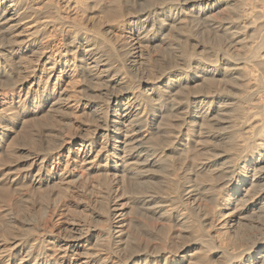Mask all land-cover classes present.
Listing matches in <instances>:
<instances>
[{"label":"bare ground","instance_id":"bare-ground-1","mask_svg":"<svg viewBox=\"0 0 264 264\" xmlns=\"http://www.w3.org/2000/svg\"><path fill=\"white\" fill-rule=\"evenodd\" d=\"M94 2L0 0V169L29 106L59 115L46 129L56 151L35 153L7 192L21 184L31 195L51 175L73 200L67 220L80 221L76 237L61 230L59 198L48 199L44 220L33 211L41 231L10 242L0 264H264V0L235 1V21L216 18L224 0H114L115 15L101 0L99 20L115 25L99 28L79 18ZM194 27L224 39L216 53ZM174 46L184 62L158 64ZM198 82L206 92H191ZM187 245L195 253L182 256Z\"/></svg>","mask_w":264,"mask_h":264},{"label":"rangeland","instance_id":"rangeland-1","mask_svg":"<svg viewBox=\"0 0 264 264\" xmlns=\"http://www.w3.org/2000/svg\"><path fill=\"white\" fill-rule=\"evenodd\" d=\"M97 1V3L96 2H94V4H95V7H93V5L94 4H91L89 7H91V8H89L88 7V11H90V12H88L87 11V14H86V16H85V13L84 12H81L82 13V15H80L79 16V18H81V17H86L87 19H89L90 17H92V19L90 20L89 19V21H88V23L90 22V24H88L90 27L91 26H93L94 28L97 26L98 28H99V26L100 27H102L101 25L103 24V25H105V26H110V27H112V26H114L115 25V23L114 22H112V20H111V22L110 21H108V23H107V21H103V20H99V18H100V16H99V9H100V7L103 5V2H104V0H102L103 2H102V5H101V0H96ZM109 0H107V1H105L104 2V4L105 5H103L102 7H104L105 8V10L107 11V12H111V11H113V10H111L112 8L114 9V10H116L115 9V7H113V6H115L114 5V0H110L109 2H108ZM147 1H149V2H151V3H153V5H155V6H161L162 4H166V2L168 1V3H170V2H177L178 0H165V1H163V0H158V1H156V0H147ZM162 1V2H161ZM170 1V2H169ZM231 1V2H230ZM235 1H238V2H240L239 0H224V2L221 4V6L219 7V9L217 10V16L218 17H216V18H218V20H221V21H226V20H228V21H232L233 20V18H235L233 21H235L236 20V18H237V15H238V13L240 12V10H238L239 8H240V3H238V2H235ZM156 2V4H154ZM159 2H161V3H159ZM164 2V3H163ZM230 2V3H229ZM100 3V4H99ZM112 3V4H111ZM143 3V2H142ZM158 3V4H157ZM236 3V4H235ZM100 5V7H99V5ZM111 5L112 7H110L109 5ZM234 4V5H233ZM237 5V6H236ZM145 6V5H144ZM232 6V7H231ZM98 7V8H97ZM97 8V9H96ZM141 8H143V7H141ZM144 8H147L146 6L144 7ZM234 8V9H233ZM92 9V10H91ZM95 9V10H94ZM229 9V10H228ZM235 9H236V11H235ZM241 9V8H240ZM93 11V12H92ZM225 11V12H224ZM238 11V12H237ZM114 12V11H113ZM112 12V13H113ZM116 12V11H115ZM115 12H114V14H112V13H110V14H112V15H115ZM235 12V13H234ZM90 13V14H89ZM237 13V14H236ZM89 14V15H88ZM222 14V15H221ZM229 14V15H228ZM233 14V15H232ZM240 14V13H239ZM101 15V14H100ZM235 15V16H234ZM89 18H88V17ZM233 16V17H232ZM223 17H225V18H223ZM228 17V18H227ZM232 18V19H231ZM86 19V20H87ZM98 19V20H97ZM223 19V20H222ZM93 21V22H92ZM100 21H101V23H100ZM93 23V24H92ZM94 25H96V26H94ZM25 27H29V26H25ZM198 29V28H197ZM197 29L195 30V27L193 28V29H191L190 31H188V33L189 34H191V35H193V37H195L194 39H196V40H198L199 39V41H201L202 40V38L204 39V43H206V42H208L207 43V46L209 45L210 46V43H213L210 47L208 46V50H210L211 52H208L207 53V51H206V54L208 55H210V53L213 55L214 53H216L215 51V49L216 48H218V47H220L221 45H219L218 44V42H221V43H223L224 41V39H222V41H221V39L219 40V41H215V40H211V39H207L208 41H205V34H204V31L202 30V29H200V31H199V29H198V31H197ZM22 30V29H21ZM194 30V31H193ZM264 30V29H263ZM263 30H261L260 31V33L263 31ZM192 31V32H191ZM197 31V32H196ZM20 32V31H19ZM19 32H17V36H25V35H27V33H24V31L22 32V33H19ZM194 32H196V33H194ZM201 32V33H200ZM24 33V34H23ZM181 33H183V34H185V33H187V32H185V31H183V32H180V33H178L177 32V35H180ZM188 33H187V35H188ZM195 35H194V34ZM263 33H264V31H263ZM262 33V34H263ZM201 34V36H199ZM262 34H260V35H262ZM203 35V36H202ZM263 36H264V34H263ZM181 37V38H180ZM180 37H179V39H184L185 37H186V34L185 35H180ZM199 37V38H198ZM205 37V38H204ZM176 38H173V44H174V42L175 41H177V42H175V44L176 43H178L179 41H184L183 39L182 40H179L178 38H177V40H175ZM209 40H210V42H209ZM256 41V40H255ZM216 42V43H215ZM220 43V44H221ZM214 44H216L215 46H217V47H215L214 46ZM219 45V46H218ZM212 46H214L215 48H214V50H211V49H213V48H211ZM174 47H175V50H172V49H174ZM174 47H170V49L171 50H167V52H168V54H167V59L169 60V62H168V60L167 59H165V61H166V63H163V62H158V64H168V65H171V64H173V62H174V64L177 62V60H178V62H184V58H181V56H180V52H181V50L177 47V46H174ZM178 48V49H177ZM176 50H179L178 52L176 51ZM170 51H173V54H171V52ZM176 51V52H175ZM175 52V53H174ZM178 53H179V55H178ZM174 54L176 55V56H174ZM211 55V56H212ZM33 57V55H27L26 56V58H28V59H26V58H24L23 59V61L22 60H18V62L17 63H19L20 62V64H22V63H24V62H29L31 59H32V57ZM177 56H179V57H177ZM169 57H171V59L169 58ZM31 58V59H30ZM176 58H177V60H176ZM179 58V59H178ZM173 59H175L174 61H173ZM181 59V60H180ZM25 60V61H24ZM180 60V61H179ZM22 61V62H21ZM172 61V62H171ZM176 61V62H175ZM178 62L176 63V64H178ZM173 64V65H174ZM175 64V65H176ZM179 64H181V63H179ZM165 66V65H164ZM5 81H7L8 82V80L7 79H3V80H0V84H2V83H5ZM224 83L226 82V84L228 83V85H229V83H230V81H223ZM207 84V83H206ZM206 84H204V83H202V82H198V83H196V85H195V83L194 84H192L191 85V88H192V90H191V92H194L195 91V89H196V93L197 94H199V92H201V90L203 91V89H204V91H203V93L204 92H206V90H207V86H206ZM201 85V86H200ZM216 85H219V84H216ZM197 88H196V87ZM198 86H199V88H198ZM205 86H206V88H205ZM201 88V89H200ZM206 89V90H205ZM198 91V92H197ZM202 93V92H201ZM32 110H33V108L32 107H28L27 108V113H25V115H24V119L22 118V119H20V123H19V127H16L15 128V131H14V133L12 134V136L10 137V139L9 140H7L6 141V146L5 147H8V148H6L7 150H5V152L6 153H4V159H5V163H4V167L2 166L1 167V169H0V175H2V177L0 176V185H1V188L0 189H2L3 187L5 188V187H7V188H3L4 190H6L5 192H4V190H0V193L1 192H3V193H1L0 194V250H1V252H0V254L2 253V254H4V253H6V250H7V248H8V245H10V242L11 243H13V242H15V243H17V244H19L22 240V242H26L28 239H30V238H32L31 236H33V233H34V231L33 230H35V228L34 227H36V230H35V233H36V231L38 232V231H41V229H42V223L43 222H41V217H39L40 215L41 216H43V219L42 220H44L45 218V216H44V214L42 215V213H40V207L44 204V202H45V204H47V201H52V200H54L53 202L56 204V201L58 200L57 198H59V203L57 202V204H56V206H58V204H59V207H60V205H61V207H62V209H60L59 211V213L60 214H57V218H54V223H58V224H65L66 226L65 227H62V229L61 230H64V229H67L66 227H68V231L69 230H71L72 228V230L74 231L73 232V236H75V235H79L78 234V230H75V229H77L78 228V226L77 225H79L80 223V221H78V223H76L75 221H73L74 222V224H73V222L72 221H68L67 220V217H66V213H64L65 211H67L66 209H69L70 207H72V205H71V202H73V200L71 199V197H69L70 196V192L68 193L67 191H66V189L65 188H63V187H65L64 186V184H62L61 182H57V180L55 179L54 180V178L52 179V177H51V175H46L44 178H46L47 180H46V182L48 181V179H50V182H49V184L48 183H46V182H44V184H43V186H40V190L39 189H34L35 190V192H36V190L38 191V193L36 194L35 192H33V194L36 196L35 198H33L34 197V195L31 193V195H30V193H28V187L26 188V186H28V185H25L24 186V188H21V187H23V185H21V184H19V186L17 187V189L12 193V194H14V196L11 194H8V192H7V190H9V185H12V181L13 180H15L16 178H18V176L26 169H24V167L23 166H25V167H27L29 164H30V162H31V160L33 159V157H34V155H35V153H39V152H41L42 154H49V153H52V152H55L56 150L55 149H57V146H59L58 145V142L54 139V138H52L51 136H48V135H50V134H48V132L47 131H49L50 129H54V127L56 128V124H55V126L53 125V123L55 122V119L53 118V117H55V118H57L58 116H56L57 114L56 113H53V112H51V113H49L50 112V110L49 109H45V110H42V111H39V112H32ZM49 110V111H48ZM44 111V112H43ZM46 111V112H45ZM48 111V112H47ZM29 113V114H28ZM38 113V114H37ZM6 114H16V113H13V112H6ZM42 114V115H41ZM47 115V116H46ZM55 115V116H54ZM35 116V117H34ZM40 116V117H39ZM46 116V117H45ZM30 117V118H29ZM51 117V118H50ZM37 118V119H36ZM53 118V119H52ZM34 119V120H33ZM42 119V120H41ZM49 119V120H48ZM22 120V121H21ZM31 120V121H30ZM54 120V122H52ZM44 121V122H43ZM51 124H50V123ZM84 123V122H83ZM44 124V125H43ZM84 124H87V122L86 123H84ZM23 125V126H22ZM38 126V127H37ZM41 126V127H40ZM47 126V127H46ZM46 127V128H45ZM19 128H21V129H19ZM50 128V129H49ZM58 128V127H57ZM46 129H47V131H46ZM42 130H43V132H42ZM38 131V132H37ZM43 133V135H42V133ZM44 132H45V134L46 135H44ZM37 133V134H36ZM29 134V135H28ZM41 134V136L39 137V135ZM27 135V136H26ZM37 135V136H36ZM46 136H48V138L46 137ZM34 137H36V138H34ZM52 138V139H50V138ZM12 138V139H11ZM39 138V139H38ZM41 138V139H40ZM43 138V139H42ZM46 138V139H45ZM25 139V140H24ZM33 139V140H32ZM40 140V141H39ZM49 140V141H48ZM24 141V142H23ZM56 143H55V142ZM50 142V143H49ZM53 142V143H52ZM31 143V144H30ZM41 143V144H40ZM55 143V144H54ZM8 144H10V145H8ZM35 146H34V145ZM53 144V145H52ZM54 145H55V147H54ZM57 145V146H56ZM12 146V147H11ZM30 147V148H29ZM52 148V149H50V148ZM10 148V149H9ZM49 148V149H48ZM33 151H32V150ZM30 150V151H29ZM46 150H48V151H46ZM50 150V151H49ZM10 151H12V153L10 152ZM43 151V152H42ZM46 151V153H44ZM14 153V154H13ZM30 153V154H29ZM8 154V155H7ZM10 154V155H9ZM12 155V156H11ZM29 155H32V156H30L29 157ZM8 156V157H7ZM20 158H19V157ZM27 157V158H26ZM32 157V158H31ZM28 159V160H27ZM30 159V160H29ZM27 160V161H26ZM10 161V162H9ZM27 162V163H26ZM23 167V168H22ZM24 169V170H23ZM20 170H23V171H20ZM13 172V173H12ZM1 173H3V174H1ZM3 175H4V178H5V180L7 181V183H6V181L4 180V178H3ZM14 175H16L15 177H14ZM12 178H13V180H12ZM15 178V179H14ZM2 180H4V181H2ZM2 182V183H1ZM6 183V184H4V183ZM8 184V185H7ZM3 185V186H2ZM4 185H6V186H4ZM46 185H49V186H46ZM58 185H60V187L61 188H59V186ZM46 188H45V187ZM37 188H39L38 186H36ZM49 187V188H48ZM18 188H20V192H17V190H18ZM43 188V189H42ZM51 188V189H50ZM63 188V189H62ZM22 189H24V191L22 190ZM25 189H27V190H25ZM41 189H42V191H45L44 193L41 191ZM65 189V192H66V195H65V192H62L63 190ZM49 190V191H48ZM48 191V192H47ZM59 191V192H58ZM61 191V192H60ZM17 194H16V193ZM24 192H25V194H24ZM41 192V193H40ZM23 194V196H22V194ZM27 193V194H26ZM59 193H61V194H59ZM19 194H20V196H19ZM40 194H41V200H40V198H39V196H40ZM42 194H45V196L44 195H42ZM48 194V195H47ZM56 194V195H55ZM57 194L58 195H60L59 197H56L57 196ZM4 195V196H3ZM9 195V196H8ZM28 195V196H27ZM31 197H30V196ZM63 195V196H62ZM3 196V197H2ZM10 196H13V197H15V198H12V197H10ZM25 196V197H24ZM33 196V197H32ZM42 196H43V198H42ZM52 196V197H51ZM54 196L56 197V198H54ZM8 197V198H7ZM23 197V199H21ZM28 197V198H27ZM29 197H30V199H31V203H33L32 201H36L35 203H33L34 204V206H32L33 204H31L30 205V199H29ZM12 198V199H11ZM52 200H51V199ZM60 198H61V200H60ZM66 198V199H65ZM3 199V200H2ZM15 199V200H14ZM26 199V200H25ZM49 199V200H48ZM6 200V201H5ZM11 200V201H10ZM14 201H16L15 203H14ZM37 201H39L41 204H40V206H39V202H37ZM41 201H43V202H41ZM50 201H49V204H50ZM64 203H67V204H65V205H62V203L63 202ZM2 202H4V203H2ZM7 202V203H6ZM21 202V203H20ZM26 202V203H25ZM53 202H51V203H53ZM6 203V204H5ZM63 203V204H64ZM19 204V205H18ZM37 204V205H36ZM44 204V205H45ZM54 205V204H53ZM66 205H69V208H68V206H66ZM71 205V206H70ZM55 206V208H58V207H56ZM67 208H66V207ZM7 207V208H6ZM27 207V208H26ZM28 207H30V208H28ZM36 207V208H35ZM60 207V208H61ZM63 207H65L66 209L64 210V208ZM6 208V209H5ZM12 208V209H11ZM73 208V207H72ZM28 209V210H27ZM29 209H31V210H29ZM37 209H39V211L37 212ZM51 209H52V207H51ZM4 210V211H3ZM35 210V212L37 213V214H40V215H35L36 213L35 212H33ZM50 210V209H49ZM53 210V209H52ZM23 211V212H22ZM26 213H29V212H31L27 217L28 218H26L27 220V222H31L30 220H33L32 221V223H25V219H23V218H25V212ZM27 211H29V212H27ZM62 211H63V214H62ZM8 212V213H7ZM22 215H21V214ZM32 213H33V216L35 217L34 219L35 220H38V221H36L37 223H35V221H34V219H32L33 217L31 216L32 215ZM9 217H8V216ZM24 215V216H23ZM65 217H64V216ZM31 216V217H30ZM37 216V217H36ZM61 216H63V217H61ZM248 216H250V215H248ZM15 217H16V219H15ZM18 217H19V219H20V221H19V219H18ZM21 217H23V218H21ZM11 219V221H10V219ZM37 218V219H36ZM60 218H62V219H60ZM66 218V219H65ZM140 218V217H139ZM17 220V221H15V220ZM23 219V220H22ZM58 219V220H57ZM141 219V218H140ZM10 225V226H8V225H6V226H8V227H5V221ZM13 220V221H12ZM67 220V221H66ZM59 221V222H58ZM62 221V222H61ZM249 221V218H247L246 219V221L245 222H248ZM253 221H256V220H254L253 219ZM15 224H14V223ZM21 222V223H20ZM22 222H24V223H22ZM70 222H72V223H70ZM6 223V224H7ZM10 223H12V224H14V225H12V224H10ZM18 224V226L20 227V229H21V232H20V230L18 229L19 227L17 226V224ZM34 223H35V225H34ZM40 223H41V225H40ZM56 223V224H57ZM2 224V225H1ZM4 224V225H3ZM23 224H24V227H26L27 226V228H28V230H27V228L25 229V230H23L22 231V229H24V227H23ZM26 224V225H25ZM28 224V225H27ZM37 224V225H36ZM68 224V225H67ZM29 225H31L30 227H29ZM74 225V226H73ZM2 226H3V228H2ZM14 226V227H13ZM40 227V228H38V227ZM31 227H33L32 229L33 230H30V228ZM12 228V229H11ZM15 228V229H14ZM40 229V230H38V229ZM71 228V229H70ZM7 229V230H6ZM11 229V230H10ZM17 229V230H16ZM18 230H19V232H18ZM49 231H50V229H48ZM72 230L71 231H69V232H71L72 233ZM243 230V228L241 229V231ZM11 231V232H10ZM13 231V232H12ZM25 231H27V232H29V233H27V235H26V233H25ZM43 231V230H42ZM76 231V232H75ZM5 232V233H4ZM15 232V233H14ZM18 232V233H17ZM22 232H24V235L26 236L25 238H23V237H21V236H24V235H22ZM30 232H32L31 234H30ZM21 233V234H20ZM71 233H66V236L64 235V233H63V238H67V236H68V238H69V240L68 239H66L65 238V240L66 241H68V242H71V243H73L74 242V240H73V236L71 235ZM20 234V235H19ZM16 235H17V237H16ZM29 235V236H28ZM69 235H70V237H69ZM242 235V236H241ZM240 235V238H239V236L237 237L238 239H240L241 241H239L237 238V241H235V239H234V241L233 242H231V245H234V246H237V247H241V246H243V242H242V238H244L243 236V234H241ZM21 238H20V237ZM72 236V237H71ZM10 237V238H9ZM28 237V238H27ZM76 237V236H75ZM86 237L87 236H84L83 238V240H86ZM242 237V238H241ZM14 238V239H13ZM77 238H79V237H77ZM13 239V240H12ZM15 240V241H14ZM19 240H21V241H19ZM76 240V239H75ZM8 243H7V242ZM17 241V242H16ZM236 242H237V244H236ZM238 242H239V244H238ZM235 243V244H234ZM242 243V244H241ZM86 246V248L87 249H89V250H91L92 252L94 251V250H98L97 248H95V242H94V240H92V241H89L87 244H85ZM190 245V244H189ZM189 245H187V246H185L180 252H181V255L182 256H185L186 255V252L187 251H189V249H191L192 251L191 252H187L188 254H192V253H195V250L193 249V248H191ZM7 246V247H6ZM5 251H4V250ZM188 262H189V259L188 258H185L184 259V262H183V264H188Z\"/></svg>","mask_w":264,"mask_h":264}]
</instances>
